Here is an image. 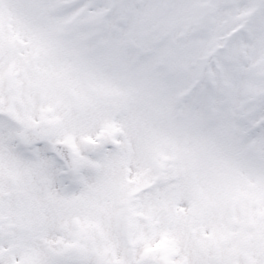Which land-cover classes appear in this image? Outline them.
Wrapping results in <instances>:
<instances>
[{
	"label": "snow or ice",
	"instance_id": "snow-or-ice-1",
	"mask_svg": "<svg viewBox=\"0 0 264 264\" xmlns=\"http://www.w3.org/2000/svg\"><path fill=\"white\" fill-rule=\"evenodd\" d=\"M0 264H264V0H0Z\"/></svg>",
	"mask_w": 264,
	"mask_h": 264
}]
</instances>
